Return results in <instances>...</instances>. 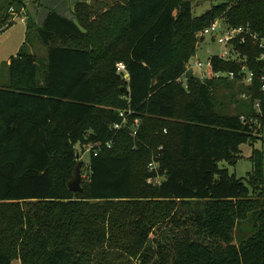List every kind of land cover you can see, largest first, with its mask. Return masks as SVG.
<instances>
[{
  "label": "trees",
  "instance_id": "16d2710c",
  "mask_svg": "<svg viewBox=\"0 0 264 264\" xmlns=\"http://www.w3.org/2000/svg\"><path fill=\"white\" fill-rule=\"evenodd\" d=\"M109 1L79 2L77 20L53 9L42 26L29 19L47 55L28 50V38L10 60L11 82L0 85V264H264L260 80L177 82L198 33L217 18L264 35V0H231L200 16L196 4L215 0ZM0 7L11 27L10 8L26 3ZM241 50L261 74L263 50L250 42ZM212 71L242 77L233 61L216 58ZM223 85L236 90L237 114L218 110ZM243 92L248 99L236 100ZM121 113L141 120L136 137L114 129ZM244 144L253 147L247 181L221 166L237 165ZM87 148L90 179L74 192ZM157 174L163 180L150 183Z\"/></svg>",
  "mask_w": 264,
  "mask_h": 264
},
{
  "label": "rangeland",
  "instance_id": "374dc122",
  "mask_svg": "<svg viewBox=\"0 0 264 264\" xmlns=\"http://www.w3.org/2000/svg\"><path fill=\"white\" fill-rule=\"evenodd\" d=\"M85 1V0H25L26 3V10H28V7L31 11V15L34 14L36 17L37 23L39 25H43V22L45 20V16L48 13V10L50 8H60L61 15L73 19L72 16V10L74 9V6L78 4L77 2ZM231 0H215V1H204L201 4L197 3L195 6V15L200 16L204 13H206L208 10L213 8L216 5H219L224 2H229ZM113 2V0L109 1ZM72 4V5H71ZM28 5V6H27ZM6 8H4L5 11ZM26 10L16 13V10L13 8H10L9 15H10V21H16V23L13 26H8L7 24H3L2 22V10L0 7V85H7L10 84V71H9V63L12 58V56H16L21 49V47L27 42V39L29 38L30 41H28V44L26 48L30 50L31 52L37 54L39 57H45L47 55V49L44 47L38 37L37 33L35 31L28 32L27 28V17L22 15H27ZM28 13L29 10H28ZM28 33V36H27ZM210 46L212 49V53L216 54L220 51L221 46L214 41L211 40V38L208 36L206 44H202L198 47V51L196 56H194L191 59V62L194 63V61L198 58L202 61H207L210 57V53L207 52V47ZM240 87L236 85V89L238 90ZM217 95L219 100L223 101L225 103L224 107H219V111L222 113L227 114H237L239 112L238 105L235 101H231L232 98H234L233 94L236 93V90H231L230 88L226 87L225 85L220 86L217 88ZM249 94L247 92H243L241 95L236 96V100L239 99H248ZM262 137L264 139V130L262 132ZM175 140V138H174ZM258 148H264V143L259 141L256 145ZM161 147H159V150ZM242 155L239 159V162L237 165H231L227 162H222V167L229 168L230 172L233 174H236L239 178L246 179L250 177V173L252 171V161H251V155L253 147L250 144H244L242 146ZM81 158H83V167H82V176H83V185L87 184L90 179V161H91V152L90 149L87 148L85 152L80 153ZM160 154L158 152H155L152 156V160L156 159ZM151 160V161H152ZM143 167V164H142ZM148 169H151V165H148ZM158 173V171H157ZM163 180V176L156 175L154 177V184H158ZM149 183V182H148ZM15 264H21L20 261H16Z\"/></svg>",
  "mask_w": 264,
  "mask_h": 264
},
{
  "label": "built area",
  "instance_id": "2783aa9c",
  "mask_svg": "<svg viewBox=\"0 0 264 264\" xmlns=\"http://www.w3.org/2000/svg\"><path fill=\"white\" fill-rule=\"evenodd\" d=\"M208 36L212 41L221 46L220 51L213 54L211 47L208 46L206 49L207 52L210 53L208 60L202 61L197 58L194 63L190 60L187 64L186 72L177 80V82L182 83L188 88L191 76L202 82L214 77L215 79L228 78L232 81L237 80L236 82L238 84L240 83L250 86L253 85L257 77L260 80L261 89L264 92V70L259 75H257L254 70H251L247 63L248 57L241 50L242 45L250 42L254 46H258L261 50H263V53L259 57V61H264V35L256 32L251 25L234 26L231 25L226 18L220 17L198 33L197 37L200 40L198 47L204 43L206 44ZM216 58L240 64L241 71L239 72V75L242 77L237 79V74L234 71H212L214 59ZM118 70L120 72H124V77L129 79V73L124 63H119ZM260 106V102H257L256 108L260 109ZM121 116L123 117L122 121L115 123L114 129L120 131L129 128L131 135L136 137L141 126V120L137 118L130 123L128 115L121 113ZM150 165L151 170L157 169L159 166L157 161L152 162ZM149 182H154V178H151Z\"/></svg>",
  "mask_w": 264,
  "mask_h": 264
},
{
  "label": "water",
  "instance_id": "95a60500",
  "mask_svg": "<svg viewBox=\"0 0 264 264\" xmlns=\"http://www.w3.org/2000/svg\"><path fill=\"white\" fill-rule=\"evenodd\" d=\"M122 92L124 94H130V89L127 86L122 87ZM119 113V111H117ZM79 160L76 163V166L74 168L73 177L69 181V187L74 192H83V176H82V167H83V158H81V154H78Z\"/></svg>",
  "mask_w": 264,
  "mask_h": 264
},
{
  "label": "crops",
  "instance_id": "0c3cea01",
  "mask_svg": "<svg viewBox=\"0 0 264 264\" xmlns=\"http://www.w3.org/2000/svg\"><path fill=\"white\" fill-rule=\"evenodd\" d=\"M92 0H85V1H80V2H91ZM77 3H79V2H77ZM72 5V4H71ZM77 5V4H76ZM28 6V5H27ZM51 9H53V10H56L58 13H61V10H59L60 8H50L49 10H48V12L51 10ZM28 10H29V12L30 13H28ZM28 10H26V13H27V15H22V16H26L27 17V24H28V21H29V19H32L38 26H41V25H39L38 23H37V20H36V17L34 16V14L33 15H31L32 13H31V11H30V9H29V7H28ZM48 14V13H47ZM47 14H46V16H47ZM46 16H45V18H46ZM72 16H73V19H71V18H69V19H71V20H77V18H76V16H75V14L73 13V10H72ZM68 18V17H67ZM15 23H16V21H15ZM27 36H28V33H27Z\"/></svg>",
  "mask_w": 264,
  "mask_h": 264
}]
</instances>
